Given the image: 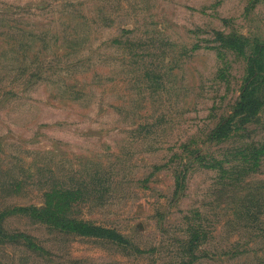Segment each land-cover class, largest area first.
Listing matches in <instances>:
<instances>
[{
  "label": "rangeland",
  "instance_id": "1",
  "mask_svg": "<svg viewBox=\"0 0 264 264\" xmlns=\"http://www.w3.org/2000/svg\"><path fill=\"white\" fill-rule=\"evenodd\" d=\"M0 264H264V0H0Z\"/></svg>",
  "mask_w": 264,
  "mask_h": 264
},
{
  "label": "trees",
  "instance_id": "2",
  "mask_svg": "<svg viewBox=\"0 0 264 264\" xmlns=\"http://www.w3.org/2000/svg\"><path fill=\"white\" fill-rule=\"evenodd\" d=\"M93 230L94 229L91 228V227L83 226L82 229L80 230V232L83 233V234H88L90 232H93Z\"/></svg>",
  "mask_w": 264,
  "mask_h": 264
}]
</instances>
